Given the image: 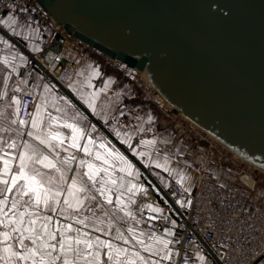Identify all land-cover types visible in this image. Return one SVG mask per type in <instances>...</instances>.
I'll return each mask as SVG.
<instances>
[{
	"label": "snow or ice",
	"instance_id": "6c2138e0",
	"mask_svg": "<svg viewBox=\"0 0 264 264\" xmlns=\"http://www.w3.org/2000/svg\"><path fill=\"white\" fill-rule=\"evenodd\" d=\"M16 22L11 12L0 19L5 27ZM13 34L20 36L16 29ZM0 63L5 65L0 70V264H177L170 245L178 241L165 238L172 236L171 228L158 235L139 227L144 221L137 211L161 213L163 209L152 203L134 208L138 194L148 193L142 182L147 177L136 163L69 98L57 95L54 85L44 83L43 90L35 93L39 100L34 111L21 116V107L27 105L24 95H34L35 90L24 93L17 85L9 92L16 67L5 57H0ZM96 75L99 72L91 69L81 89L83 84L91 88L89 80ZM75 84L67 87L145 168L162 169L183 188L187 177L170 168L168 156L161 158L162 150L156 148L166 141L140 139L132 147L133 136L145 128L121 131L115 120L107 125V111L101 115L97 109L102 90L85 93ZM175 202L184 206L181 199ZM195 257L198 264H208L199 250ZM184 264H190L189 257H184ZM248 264H264V239Z\"/></svg>",
	"mask_w": 264,
	"mask_h": 264
},
{
	"label": "water",
	"instance_id": "95a60500",
	"mask_svg": "<svg viewBox=\"0 0 264 264\" xmlns=\"http://www.w3.org/2000/svg\"><path fill=\"white\" fill-rule=\"evenodd\" d=\"M264 171V0H34Z\"/></svg>",
	"mask_w": 264,
	"mask_h": 264
},
{
	"label": "built area",
	"instance_id": "2783aa9c",
	"mask_svg": "<svg viewBox=\"0 0 264 264\" xmlns=\"http://www.w3.org/2000/svg\"><path fill=\"white\" fill-rule=\"evenodd\" d=\"M4 11L11 12L16 20L36 27V41L42 50L40 62L44 58L51 60L55 64L54 72L62 68L73 69L77 64L74 60L76 55H98L109 69L121 73L130 85L141 79L143 96L157 102L160 109L163 108L154 88L140 70L88 47L48 18V13L34 0H0V14ZM43 71L47 74L50 69L44 65ZM23 98L27 105L21 107V116L30 113L36 102L35 96L26 95ZM170 112L174 116L171 108ZM159 123L166 125L164 119H160ZM129 125L127 116L118 121L119 130L123 131ZM173 127L177 130L175 141L182 139L187 144L183 153L186 161H196L200 148L204 150L203 158L199 161L201 168L189 191H184L175 182L159 189L171 214L151 213L144 209L143 213L137 211L136 215L144 221L146 229L151 228L158 235H165V229L171 228L169 240L178 241L171 245L177 264H184L185 256L193 264L198 250L208 264H248L259 253L260 242L264 239V171L228 151L190 122L188 127L179 123H174ZM216 143L219 147L215 153H209L215 149L213 144ZM228 161L235 167H229ZM237 162L243 167L239 168ZM212 164L217 166L215 172L209 170ZM177 199L182 200L183 207L176 204ZM137 200L134 208L148 203L149 196L138 194ZM149 216L154 219L149 221Z\"/></svg>",
	"mask_w": 264,
	"mask_h": 264
},
{
	"label": "crops",
	"instance_id": "0c3cea01",
	"mask_svg": "<svg viewBox=\"0 0 264 264\" xmlns=\"http://www.w3.org/2000/svg\"><path fill=\"white\" fill-rule=\"evenodd\" d=\"M8 14L9 12H2L0 14V19H4ZM16 21V24L10 25L9 27L0 24V57H5L9 61H12L16 67V71L11 73L10 76L9 92L12 87L17 85L22 88L24 93L35 90L34 95L30 96H35L37 101L39 100V96L35 93L43 90L44 83L54 85L53 91L57 95L69 98L81 112L88 116L92 123L97 125L100 131L111 140L117 148L136 163L143 176L147 177V180L142 179V182L145 187L148 188V203H152L154 206H159L163 209L161 213L171 214V211L165 207V202L159 189L166 188L164 185L168 186L172 182L177 183L176 177L170 176L162 169L155 168L154 165L145 168L144 165L128 151V146L122 145L109 131L105 122L93 116L67 85L75 81V87L85 93L94 92L97 89L102 90L97 95V109L101 111V115L104 114L103 110L107 111V125H113V121L115 120V126L118 128V121L124 116L129 118L130 125L123 131H130L142 125L145 131L133 136L132 147H135L140 139H156L158 142L166 141V143H157L156 148L162 150L161 158H163L164 155L168 156L170 168L175 169L177 173H182L187 177L184 181L183 188H190L197 172V168L192 165L197 164L203 158L204 150L200 148L201 152L198 154L197 160L192 162L193 164L190 165L187 163L183 158V153L185 151L184 144L181 142L175 144L176 141L170 129H164L160 126L157 128L161 116L156 117V110H154V107L141 105L132 106L129 102L128 81L123 79L119 72L103 67L95 55H76L74 60L77 64L73 69L62 68L54 72L55 64L51 60L44 58V61L40 62L42 50L41 46L36 41V27L18 20ZM13 29L18 30L20 36L14 35ZM4 41L8 43L5 44ZM21 57H23V59H21ZM44 65L48 66L50 69V72L47 74L43 71ZM93 68L99 72V75L92 76L89 80L91 88H89L87 84H83V88L81 89V84L88 79L91 69ZM4 69L5 65L0 63V70ZM77 73H79V75H77ZM21 80H24L25 83L19 84ZM105 81H108L107 88H105ZM0 87H3L2 71H0ZM34 108L32 111H34ZM149 116L152 117L151 121L148 120ZM148 129L151 130L149 131ZM25 138L27 137L25 136ZM167 146H173V151H170V148ZM152 157L156 158L155 151L152 152ZM178 185L181 186L180 184ZM139 227L141 229H146L143 223L139 225ZM165 238L169 239L168 236H165ZM173 259H175V252L173 253ZM193 264H198V262L195 261Z\"/></svg>",
	"mask_w": 264,
	"mask_h": 264
},
{
	"label": "rangeland",
	"instance_id": "374dc122",
	"mask_svg": "<svg viewBox=\"0 0 264 264\" xmlns=\"http://www.w3.org/2000/svg\"><path fill=\"white\" fill-rule=\"evenodd\" d=\"M105 63V62H104ZM106 65V64H105ZM106 67H107V65H106ZM107 69H109L108 67H107ZM110 70H113V69H110ZM114 71H116V70H114ZM118 72V71H117ZM120 75H121V73H120ZM123 78V77H122ZM123 79H125V78H123ZM126 80V79H125ZM141 82H142V80L141 79H138V81L136 82V83H134L133 85H130L128 82V89H129V101L130 102H132V101H134L133 103H130L132 106H139V105H141V106H153L154 107V110H156V117H158V116H161V120L162 119H164L165 120V122H166V125L165 126H163V125H160V123H158L157 124V128L160 126V127H163L164 129L165 128H167V129H170L171 130V132H172V134H173V136H174V138H175V135H176V133H177V130L173 127V124L174 123H179V124H181L182 126L184 125V126H187L188 127V123L190 122L189 120H187L186 118H183V116H181V115H179V113L178 112H174L175 114H174V116L173 115H171V114H173V113H171L170 112V106H167V105H165V104H163V108L162 109H160L159 108V106H158V104H157V102H154L153 100H151V99H149V98H146V97H144L143 96V94H142V92H141ZM140 100V101H139ZM165 113H167L168 115H165ZM188 121V122H187ZM191 123V122H190ZM191 124H193V123H191ZM194 125V124H193ZM211 138V137H210ZM212 140H214L213 138H212ZM215 141V140H214ZM182 143V144H184V146H185V148L187 147V144L185 143V142H183V140L182 139H180V141L179 142H176L175 144H178V143ZM218 143V142H217ZM213 144V146L215 147V149H211L210 151H209V153H215V150L219 147L218 146V144ZM174 144V145H175ZM204 145V144H203ZM168 148H170V151L174 148L173 146H171V147H169V146H167ZM229 154H227V156H228ZM185 160V159H184ZM186 161V160H185ZM187 163H189L190 165L191 164H193L192 162H189V161H186ZM237 164H240L239 162H237ZM192 166H194V167H196L197 168V172H196V175H197V173H198V171H199V169L201 168V163L199 164V162L197 163V164H193ZM228 166L229 167H235V165L234 164H231L229 161H228ZM241 167H243L241 164H240V167L239 168H241ZM236 169H238L237 168V166H236ZM209 170L210 171H212V172H215L216 170H217V166L215 165V164H212L210 167H209ZM196 175H195V177H196ZM194 180V179H193Z\"/></svg>",
	"mask_w": 264,
	"mask_h": 264
},
{
	"label": "bare ground",
	"instance_id": "6f19581e",
	"mask_svg": "<svg viewBox=\"0 0 264 264\" xmlns=\"http://www.w3.org/2000/svg\"><path fill=\"white\" fill-rule=\"evenodd\" d=\"M144 78L147 80V78L144 76ZM156 96L158 97V98H160V101H161V103L162 104H165V105H167V106H169L167 103H166V101L163 99V98H161L157 93H156ZM182 113H179V115H181ZM181 116H183V118H186L183 114L181 115ZM187 119V118H186ZM188 120V119H187Z\"/></svg>",
	"mask_w": 264,
	"mask_h": 264
},
{
	"label": "trees",
	"instance_id": "16d2710c",
	"mask_svg": "<svg viewBox=\"0 0 264 264\" xmlns=\"http://www.w3.org/2000/svg\"><path fill=\"white\" fill-rule=\"evenodd\" d=\"M95 57L97 58V60L103 65V67H105L106 69H107V67H106V65H105V63H104V60H103V58L102 57H100V56H98V55H95ZM140 101V100H139ZM130 102V101H129ZM134 101H132V102H130V103H133Z\"/></svg>",
	"mask_w": 264,
	"mask_h": 264
}]
</instances>
